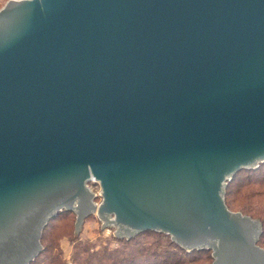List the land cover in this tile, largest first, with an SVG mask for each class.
<instances>
[{
	"label": "water",
	"instance_id": "1",
	"mask_svg": "<svg viewBox=\"0 0 264 264\" xmlns=\"http://www.w3.org/2000/svg\"><path fill=\"white\" fill-rule=\"evenodd\" d=\"M263 162L264 0L0 8V264H31L61 212L73 237L94 216L117 240L264 264L261 223L224 203Z\"/></svg>",
	"mask_w": 264,
	"mask_h": 264
},
{
	"label": "trees",
	"instance_id": "2",
	"mask_svg": "<svg viewBox=\"0 0 264 264\" xmlns=\"http://www.w3.org/2000/svg\"><path fill=\"white\" fill-rule=\"evenodd\" d=\"M92 187L97 185L90 183ZM224 203L230 211L240 212L261 223V234L256 244L264 249V162L255 169H241L227 182ZM70 217L73 220H68ZM89 216L85 219H93ZM58 221H60L58 223ZM84 221V222H85ZM75 215L61 212L50 220L41 238L42 252L31 264H67L59 247V239L68 235L73 242L71 264H195L197 261L211 262L209 251L185 253L167 236L153 232H142L134 238L117 240L113 236L108 241L119 243L120 247L109 250L101 244L97 246L89 240L81 241L73 237ZM160 238H165L162 243ZM98 247V248H96Z\"/></svg>",
	"mask_w": 264,
	"mask_h": 264
},
{
	"label": "rangeland",
	"instance_id": "3",
	"mask_svg": "<svg viewBox=\"0 0 264 264\" xmlns=\"http://www.w3.org/2000/svg\"><path fill=\"white\" fill-rule=\"evenodd\" d=\"M6 1L7 0H0V8L6 3ZM90 187H91L93 192H95L96 194L98 193V191H99L98 186H96V187L90 186ZM95 201L99 202V198H97ZM68 220L72 221L73 218L70 217ZM59 222L60 221H58V223ZM100 229H101V224L94 217L93 219H88L85 222H83L81 229L79 230L78 233H75V236L78 237V239H80L81 241L89 240L93 243H96L97 246H99L100 244L102 246H107L109 248V250H115V249L120 247L119 243L114 242V241H108V239L113 236V232H114L113 229H102V230H100ZM74 231H75V228H74ZM74 231H73V235H74ZM160 241L162 243H165L166 239L160 238ZM59 247L62 251V256H63L64 260L67 262V264H71L72 253H73V242L69 239L68 235H63L59 239ZM96 248H98V247H96ZM195 264H211V262L197 261V262H195Z\"/></svg>",
	"mask_w": 264,
	"mask_h": 264
}]
</instances>
